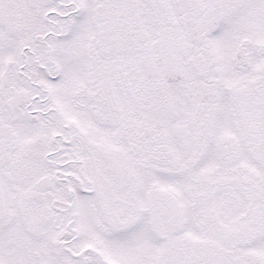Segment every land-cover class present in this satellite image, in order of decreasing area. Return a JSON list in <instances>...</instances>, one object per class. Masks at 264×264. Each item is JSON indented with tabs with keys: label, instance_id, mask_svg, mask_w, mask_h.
<instances>
[{
	"label": "snow or ice",
	"instance_id": "6c2138e0",
	"mask_svg": "<svg viewBox=\"0 0 264 264\" xmlns=\"http://www.w3.org/2000/svg\"><path fill=\"white\" fill-rule=\"evenodd\" d=\"M0 264H264V0H0Z\"/></svg>",
	"mask_w": 264,
	"mask_h": 264
}]
</instances>
